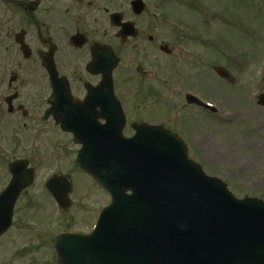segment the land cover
Instances as JSON below:
<instances>
[{"label": "flooded vegetation", "instance_id": "flooded-vegetation-1", "mask_svg": "<svg viewBox=\"0 0 264 264\" xmlns=\"http://www.w3.org/2000/svg\"><path fill=\"white\" fill-rule=\"evenodd\" d=\"M224 11L222 0H0V159L7 160L0 193L10 180L12 160H26L35 181L44 167L39 136L27 137L31 128L59 127L50 110V75L57 76L59 91L67 82L72 104L85 102L90 93L91 105L101 109L107 99L93 91L102 75L110 74L125 128L159 125L187 142L184 134L202 126L198 116L207 117L209 111L186 103L185 97L208 101L203 87L214 82L209 75H218L225 48L231 47L224 45ZM227 26L235 30L236 18ZM61 93L58 102L65 104L64 89ZM157 98L166 107L161 117L154 114L160 111L153 105ZM201 135L191 141L202 142ZM44 181L21 190L4 235L9 236L2 244L5 251L21 264H57L38 258L45 252L55 257L53 238L59 232L50 231L49 216L32 215L35 209L57 206ZM57 211L62 215L70 209ZM72 218L58 220L60 231L88 233L95 221L88 223L85 216L79 227ZM1 258L0 253V264H6Z\"/></svg>", "mask_w": 264, "mask_h": 264}, {"label": "water", "instance_id": "water-1", "mask_svg": "<svg viewBox=\"0 0 264 264\" xmlns=\"http://www.w3.org/2000/svg\"><path fill=\"white\" fill-rule=\"evenodd\" d=\"M103 83L109 89L108 77L101 83L105 87ZM120 121V116L117 119L113 113L107 129L113 136L109 142L90 138L88 127L80 124L75 128L62 127L82 142L77 163L111 194L112 205L101 216L98 235L91 239L94 243L74 240V249H68L70 237L56 242L57 246L58 242L64 246L59 262L261 264L257 259L258 239L254 236L260 229L255 221L252 236L241 228L242 220L234 212L238 200L226 192L225 186L204 176L199 167L188 161L182 143L162 129L155 131L157 140L144 143L148 154L141 151L137 155L140 151L133 150L132 143L120 141L117 129H112L116 123L120 128ZM11 191V197L18 193L16 188ZM127 191L131 194L127 195ZM0 208L7 217L1 221L2 232L9 224L11 205Z\"/></svg>", "mask_w": 264, "mask_h": 264}, {"label": "rangeland", "instance_id": "rangeland-1", "mask_svg": "<svg viewBox=\"0 0 264 264\" xmlns=\"http://www.w3.org/2000/svg\"><path fill=\"white\" fill-rule=\"evenodd\" d=\"M222 4L224 9H230L231 18H237L240 24L237 30L225 26L223 37L224 45L231 46L225 51L234 54L236 62L225 59L220 64L234 82L228 83L216 75H209L214 82L205 84L202 92L207 100L217 105L218 115L238 110L246 112L247 116L233 122L227 121V118L223 122L216 114L198 116V119L203 118L201 122L199 120L202 126L192 127L191 132L184 134V139L188 140L185 144L189 158L201 165L206 174L222 180L234 196L264 200V108L258 107L255 101L258 94L264 93V0H222ZM247 58L254 63L238 64V61ZM153 105L160 110L154 113L156 116L165 115L166 107L160 98ZM177 105H180L179 101ZM180 114L177 112V115ZM200 133L203 134V141L192 142V137ZM32 135L39 136L42 147L40 160L44 164L37 182L47 179L56 171L66 174L73 186L71 199L75 203L71 210L80 217L87 215L89 223L93 207L98 209L109 199L95 183L92 184L89 178L77 171L74 161L78 147L71 143L68 136L46 125L31 128L28 141L33 140ZM37 160L38 155L32 158L33 163ZM6 162L5 158L0 159L1 180L5 176ZM52 207L51 204L41 212L35 209L32 214L34 219L49 216L50 231L58 229V217L62 218ZM75 223L80 224V220H75ZM8 238H4L1 245ZM6 248V244L0 247L2 263L23 262L6 253ZM38 258L47 261L49 257L45 252Z\"/></svg>", "mask_w": 264, "mask_h": 264}, {"label": "bare ground", "instance_id": "bare-ground-1", "mask_svg": "<svg viewBox=\"0 0 264 264\" xmlns=\"http://www.w3.org/2000/svg\"><path fill=\"white\" fill-rule=\"evenodd\" d=\"M84 264H86V263H84ZM87 264H88V262H87Z\"/></svg>", "mask_w": 264, "mask_h": 264}]
</instances>
